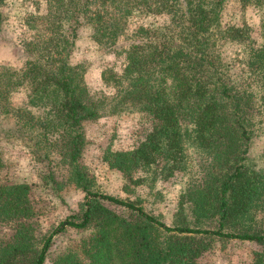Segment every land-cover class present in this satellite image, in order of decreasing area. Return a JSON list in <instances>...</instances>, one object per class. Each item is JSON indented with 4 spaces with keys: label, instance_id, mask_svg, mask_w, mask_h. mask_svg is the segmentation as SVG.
<instances>
[{
    "label": "trees",
    "instance_id": "obj_1",
    "mask_svg": "<svg viewBox=\"0 0 264 264\" xmlns=\"http://www.w3.org/2000/svg\"><path fill=\"white\" fill-rule=\"evenodd\" d=\"M31 1L35 10L24 14L29 34L16 51L23 62L0 64V171L4 140L18 139L47 163L52 192L57 183L73 184L83 199L42 233L31 185L5 172L0 264H44L68 227L88 233L52 264H208L203 256L216 237L254 243L249 264H264V149L259 161L251 155L264 123V0H237L241 9L258 8L256 26L224 22L225 0ZM137 16L166 23L157 28ZM81 26L90 29L92 46L113 48L124 60L120 72L110 64L100 73L110 94L90 88L86 62L73 60ZM131 109L145 130L132 147L103 154L124 176V190L137 195L120 198L101 191L80 158L86 124ZM176 173L186 183L167 224L136 190L155 189Z\"/></svg>",
    "mask_w": 264,
    "mask_h": 264
},
{
    "label": "rangeland",
    "instance_id": "obj_2",
    "mask_svg": "<svg viewBox=\"0 0 264 264\" xmlns=\"http://www.w3.org/2000/svg\"><path fill=\"white\" fill-rule=\"evenodd\" d=\"M35 10L33 1L9 0L0 7V64L13 63L21 64L23 58L18 55V45L21 38L29 34L24 24V14ZM222 20L229 23H241L247 21L250 25L256 26L260 17L258 8L249 6L241 9L237 0H225L222 7ZM138 23L150 24L160 28L166 20L163 16H137ZM79 37L73 60H83L86 63V81L90 88L105 90L112 93V87H106L100 79L101 71L108 65H113L118 72L123 67L124 60L121 56H116L113 48L102 49L90 44L88 41L90 29L81 26L78 29ZM228 56L231 51L228 49ZM238 67V63L233 65L232 71ZM18 98L16 97V100ZM4 127L9 122H3ZM6 124V125H5ZM145 123L142 116L136 109L123 111L121 113L103 116L96 122L85 125L88 142L82 152L80 161L86 165L89 175L94 178L98 188L108 194L120 198H135V194L124 190V176L109 168L103 160V154L107 148H129L135 140L145 130ZM2 150V160L4 168L0 171V176L5 172L15 176L20 181H25L31 185L30 197L35 206V219L40 225L42 233L51 230L61 219L77 207L79 201L83 199V193L74 188L73 184L57 183V190H52L47 185V163L38 161L31 148L18 139L4 140ZM264 149V123L259 127L254 143L251 148V155L259 161V154ZM189 161V168L195 171L193 164L194 152L191 148H186ZM51 169L55 172L57 180H61L59 172L61 167L57 161H51ZM141 174V173H140ZM186 175L176 173L169 181L158 182L155 189L145 187L136 190L138 195L147 198L146 207L160 215L164 222L171 224L172 215L176 207L178 195L184 190ZM114 210L121 212V207L108 203ZM4 233H9L8 224L1 226ZM88 230H77L68 227L64 232L55 236L53 244L47 254L44 264H52L53 259L65 248L77 249L82 239L87 235ZM256 245L250 241L238 239H222L216 237L204 253L203 259L208 264H249L252 261Z\"/></svg>",
    "mask_w": 264,
    "mask_h": 264
}]
</instances>
